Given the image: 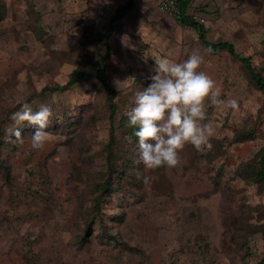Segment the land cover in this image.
<instances>
[{"label":"rangeland","instance_id":"obj_1","mask_svg":"<svg viewBox=\"0 0 264 264\" xmlns=\"http://www.w3.org/2000/svg\"><path fill=\"white\" fill-rule=\"evenodd\" d=\"M126 1L0 0V264H264V185L254 177L264 91L242 62L207 52L155 1L133 0L104 58L110 103L91 66L106 53L97 35ZM186 13L264 76V0H190ZM193 51L220 99H237L239 110L206 101L211 148L187 144L176 167L147 169L135 163L138 140L124 136L125 113L155 57L180 62ZM74 69L91 76L48 89ZM22 100L52 109L41 150L31 148L36 125L18 126L22 142L9 132Z\"/></svg>","mask_w":264,"mask_h":264},{"label":"clouds","instance_id":"obj_2","mask_svg":"<svg viewBox=\"0 0 264 264\" xmlns=\"http://www.w3.org/2000/svg\"><path fill=\"white\" fill-rule=\"evenodd\" d=\"M104 15L105 10H101L97 21H101ZM203 63L204 57L198 51H193L180 62L167 56L154 58V68L147 77L149 83L135 93V106L125 113L127 126L134 129L138 138L139 156L135 163L147 169L173 168L180 163V152L187 144L198 151L211 148L210 140L216 129L212 123L206 122V101L234 112L239 110L237 99H220V87L206 72L199 70ZM96 68L93 67V73ZM18 103V110L10 117L16 127L9 132L22 142L18 126L24 122L36 125L30 137L31 148L43 149L49 138L47 128L53 114L51 107L41 104L38 111H34L27 100ZM137 178L148 183L146 176Z\"/></svg>","mask_w":264,"mask_h":264},{"label":"trees","instance_id":"obj_3","mask_svg":"<svg viewBox=\"0 0 264 264\" xmlns=\"http://www.w3.org/2000/svg\"><path fill=\"white\" fill-rule=\"evenodd\" d=\"M190 0H178L179 6H180V14L177 18V21L182 26H186L188 28L195 29L199 35V41L203 45V47L206 49L207 52L210 54H218L220 52H227L234 60H238L242 62V64L248 69V74L250 77L251 82L256 86L259 90L264 91V76L258 72L253 66L249 59V57H245L240 55L234 45L229 41H209L206 38L207 29L205 26L198 21L194 19V16H191L186 13L188 5ZM133 7V0H127L124 5L118 6L116 9V13L113 16V18L110 20V23L104 28V30L97 35L98 37V43L104 46L105 48V56L103 58H98L92 63L91 68L94 66L97 67L96 69V76L97 78L102 82L103 87L105 89V92L107 94L108 100H110V103H114L112 101L114 97V90L111 87V85L108 82V79L105 77V67H104V58L106 55L110 53V47H109V40L111 39V35L113 34L114 27L112 26L113 23H115L118 20V17L125 13L128 9ZM5 12V7L2 5L1 7ZM4 16H0V20H2ZM210 50V51H209ZM91 76V70H79L74 69L70 73L69 80L62 85H55L53 87H48L51 91H58V90H65L69 87L73 86L75 83L79 81L81 78H86ZM127 122H128V117ZM124 136L130 137L132 140L137 141L138 138L134 135V129L128 127L127 131L125 132ZM254 177L261 182L264 185V150L259 154L258 158V167L256 168V171L254 173ZM111 183L109 181H105L101 186L104 187V189L110 188ZM262 236L264 240V224L262 227Z\"/></svg>","mask_w":264,"mask_h":264},{"label":"built area","instance_id":"obj_4","mask_svg":"<svg viewBox=\"0 0 264 264\" xmlns=\"http://www.w3.org/2000/svg\"><path fill=\"white\" fill-rule=\"evenodd\" d=\"M155 2L160 10L173 14L175 17L181 13L178 0H155Z\"/></svg>","mask_w":264,"mask_h":264}]
</instances>
